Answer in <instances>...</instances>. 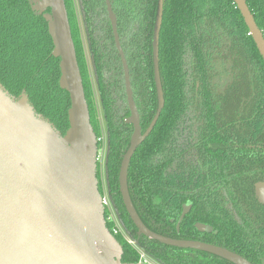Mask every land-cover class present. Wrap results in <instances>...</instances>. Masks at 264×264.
<instances>
[{
    "label": "trees",
    "instance_id": "trees-1",
    "mask_svg": "<svg viewBox=\"0 0 264 264\" xmlns=\"http://www.w3.org/2000/svg\"><path fill=\"white\" fill-rule=\"evenodd\" d=\"M80 3L107 121L108 190L118 219L137 239L119 186L133 133L125 123L130 110L123 66L104 0ZM246 3L264 36V0ZM113 5L145 133L158 109L153 62L158 0H113ZM67 12L99 139L81 32L77 19ZM52 51L47 23L28 0H0V82L13 96L26 91L36 111L64 135L70 98L60 88V59ZM159 68L165 106L128 171L129 193L140 219L156 234L219 246L264 264V204L255 194L256 186L264 183V60L234 1L164 0ZM186 205H191L187 213ZM107 227L111 230L110 224ZM116 239L122 261L138 264L137 251ZM139 245L158 264H228L144 236Z\"/></svg>",
    "mask_w": 264,
    "mask_h": 264
},
{
    "label": "water",
    "instance_id": "water-1",
    "mask_svg": "<svg viewBox=\"0 0 264 264\" xmlns=\"http://www.w3.org/2000/svg\"><path fill=\"white\" fill-rule=\"evenodd\" d=\"M233 1L264 60V36L246 0ZM28 2L45 19L53 42L52 56L60 59L59 85L70 98L69 128L63 135L36 111L26 91L19 97L13 96L0 82V264H129L122 261L123 249L107 227L97 175L98 138L91 124L65 0ZM106 5L124 71L130 110L125 123L133 127L120 168L119 186L138 235L167 246L202 251L233 264H251L219 246L156 234L140 219L130 197L128 171L136 150L152 133L165 106L159 68L164 0H158L153 35L158 109L145 133L117 17L110 0H106ZM256 193L264 202V183L256 186ZM190 209L191 205H186L184 212ZM202 230L209 231L204 226Z\"/></svg>",
    "mask_w": 264,
    "mask_h": 264
},
{
    "label": "rangeland",
    "instance_id": "rangeland-1",
    "mask_svg": "<svg viewBox=\"0 0 264 264\" xmlns=\"http://www.w3.org/2000/svg\"><path fill=\"white\" fill-rule=\"evenodd\" d=\"M71 0H69L70 3ZM73 4V10L76 15L77 23L81 32L83 47H84V58H85V75L86 78L88 77L89 80V87L93 94L95 106L98 112L97 120L100 126V135L98 142V180L101 182V194L110 204V208L118 218L117 212L113 206L109 190H108V181H107V172H106V159L108 155V130H107V121L104 113V108L102 106L101 98L98 92L97 82H96V75L95 69L92 63V54L88 43V38L86 35L85 25H84V18L83 13L81 10L80 0H72L71 5ZM71 7V6H70ZM72 9V8H71ZM101 143V146L99 145ZM118 223L120 228L128 235L127 230L125 229L124 224L118 219ZM130 237V235H128Z\"/></svg>",
    "mask_w": 264,
    "mask_h": 264
},
{
    "label": "built area",
    "instance_id": "built-area-1",
    "mask_svg": "<svg viewBox=\"0 0 264 264\" xmlns=\"http://www.w3.org/2000/svg\"><path fill=\"white\" fill-rule=\"evenodd\" d=\"M98 142H100V139H98ZM103 204L105 206V209L107 210L106 222L111 225L110 232L112 233L114 237H120L121 239H123V241H125L128 245H130L133 249L137 251V253L139 254L138 264H158L148 255H146L145 252L140 248V245L136 242V240L139 241V238L133 239L129 237L120 228L119 223H118V218L115 216V214L110 208L109 202L104 197H103Z\"/></svg>",
    "mask_w": 264,
    "mask_h": 264
},
{
    "label": "flooded vegetation",
    "instance_id": "flooded-vegetation-1",
    "mask_svg": "<svg viewBox=\"0 0 264 264\" xmlns=\"http://www.w3.org/2000/svg\"><path fill=\"white\" fill-rule=\"evenodd\" d=\"M110 2H111V4H112V8H113V11H114V5H113V0H110ZM71 3H72V0L70 1V3H69V0H68V5H67V3H66V6H67V8H68V11L69 12H72V14H73V16H74V18H76V15H75V13H74V10H73V4L71 5ZM104 3H105V7H106V11H107V14H108V9H107V5H106V0H104ZM81 4V3H80ZM71 6V7H70ZM72 8V9H71ZM81 10H82V8H81ZM157 10H158V6H157ZM82 13H83V10H82ZM115 13V12H114ZM115 15H116V13H115ZM157 16V15H156ZM116 17H117V15H116ZM83 18H84V14H83ZM108 18H109V14H108ZM109 21H110V19H109ZM111 23V22H110ZM117 23H118V18H117ZM111 27H112V25H111ZM117 27H118V24H117ZM113 31V30H112ZM120 38V37H119ZM116 45V44H115ZM139 112V111H138ZM140 122H141V119H140ZM131 126V125H130ZM133 128V127H132ZM133 134V133H132ZM132 137V136H131ZM260 184H262V183H260ZM255 194H256V197H257V199H258V201L260 202V203H262V204H264V202H262V201H260V199L258 198V196H257V193H256V188H255ZM185 208V207H184ZM137 236H138V238H139V240H140V238H141V236H139L138 234H137ZM214 256V255H213ZM239 256H241V255H239ZM216 257V256H215ZM242 258H244V259H246L244 256H241ZM122 258H123V256H122ZM218 258V257H217ZM219 259H221V258H219ZM221 260H224V259H221ZM248 262H250L251 264H253L251 261H249L248 259H246ZM224 261H226V263H228V264H233V263H231V262H229V261H227V260H224Z\"/></svg>",
    "mask_w": 264,
    "mask_h": 264
}]
</instances>
